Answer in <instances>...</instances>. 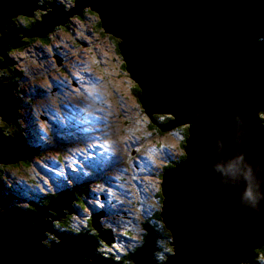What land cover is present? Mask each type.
I'll use <instances>...</instances> for the list:
<instances>
[{
  "label": "water",
  "instance_id": "obj_1",
  "mask_svg": "<svg viewBox=\"0 0 264 264\" xmlns=\"http://www.w3.org/2000/svg\"><path fill=\"white\" fill-rule=\"evenodd\" d=\"M36 1L0 0V68L10 64L8 44L43 37L89 6L104 32L118 37L152 123L163 114L171 118L158 126L161 132L187 126L185 157L164 171L161 182L160 214L172 252L154 258L160 236L146 223L145 241L130 254L133 264L249 260L264 243V0H75L68 11L47 3L52 11L28 31L9 25L18 14L45 10ZM13 88L0 83V116L12 124L19 100ZM32 153L22 137L0 130V163L15 164ZM75 200L74 190L66 189L32 209L13 208L0 193V264H125L99 255L98 242L85 234L61 232L57 241L44 242L55 233L53 220L75 211ZM92 225L100 238L113 241L97 215Z\"/></svg>",
  "mask_w": 264,
  "mask_h": 264
},
{
  "label": "rangeland",
  "instance_id": "obj_2",
  "mask_svg": "<svg viewBox=\"0 0 264 264\" xmlns=\"http://www.w3.org/2000/svg\"><path fill=\"white\" fill-rule=\"evenodd\" d=\"M47 1L65 3L68 0ZM73 2L75 0H72ZM40 4L45 5L46 3L40 2ZM85 7L87 11L83 17L84 21L69 16L70 23H64V30H55V28L52 30V33L49 34V41L40 44L44 50L41 55L43 52L44 55L37 60L32 59L29 55L39 44L36 38L30 39L17 35L22 37L23 44L15 48L8 44L6 47L5 57L10 61V64L5 66L8 71L0 68V80H3L0 83H9L14 87L12 94L16 99H19L18 107L14 111L15 118L26 140L24 141L29 146L30 144L35 146L33 152L37 156L35 155L30 169L9 167L5 174L1 175L7 186L2 192L14 198L16 197L15 193L24 194L23 190L31 194L43 192L45 197L41 198L42 202L47 194L55 196L59 192L69 189L74 190L75 196L78 197L76 191L82 190V196L78 198L82 209L80 210L76 205L77 201L75 200L73 203L76 208L75 214L65 213V218H69L70 226L78 228V231H72L74 233H79V230L85 231L89 226L90 216L97 215L103 230L110 232V237L114 238L110 244H107L108 242L101 243L98 250H123L126 253L134 245H141L145 241L144 232L147 230L143 227V223L153 212V204L156 205L153 194L160 188L162 179L160 174L166 163L177 159L179 154L184 153L182 143L186 126H179L163 132L159 130V133L155 130L154 123L151 126L152 121L134 95L135 82L132 81L123 66L125 61L116 47L118 39L106 34L103 27L98 26L97 17L91 13L88 6ZM49 9L52 11L49 6L45 8V11H49ZM33 11L44 10L37 8ZM15 17H11L14 25L11 23L9 25L12 27L16 26ZM4 31L7 32V29ZM83 38L88 44L92 43L95 46L93 52L84 54V62L89 63L99 58L89 67L82 66L73 74L63 73V70L60 71L58 68V60L63 61L61 63L63 66L65 61L71 59L72 54L76 57L77 51L81 49ZM74 40L79 42L72 49ZM259 41L264 42L261 38ZM53 46L60 49L53 53ZM53 58L56 59L57 65ZM2 61L3 57L0 56V62ZM91 66L94 77L104 74L106 80L95 82L96 84L91 83L88 88H84L83 81L89 84L88 79L90 75L93 76L91 71H85ZM54 70H56L55 73L52 72ZM49 71L54 76L51 77V82H48V73H46ZM20 74L23 78L22 81L19 80ZM73 75L78 78L75 80L79 84L71 82ZM61 83L64 86L71 84L70 90L76 94H72L68 89L63 90L64 94H56L57 87H63ZM78 85L80 88H84L82 89L84 97L81 95ZM21 88L26 89L25 93H20ZM54 95H62L65 100L68 99V102L59 101ZM39 101L43 103L42 107ZM67 103L75 104L84 113H88V117L93 114L92 119L89 118V121L85 120L79 125L76 119L83 120L87 114L86 116L82 115V118V111L69 109L64 105ZM63 117H67V124L61 121ZM155 117L156 115L152 119L154 120ZM107 120H109L107 127L103 126ZM8 123L0 116V126L6 132L4 133L12 134L15 127L11 125L12 123ZM75 128H80V134H75ZM92 134L98 137H95L93 142L99 143L100 148L97 147L98 149L95 148L96 145L87 144L91 140ZM103 135L106 136L105 139H101ZM89 147H92L91 151L87 152ZM35 149L37 150L35 151ZM14 181L20 184L23 190L22 187L18 189ZM93 188L94 190L99 189L100 193L95 194ZM5 198L9 199L10 205H14V199L7 196ZM17 200L19 205L27 207L29 204L23 200ZM115 220H120V222L115 224ZM127 231H130L131 235H127L125 233ZM171 239L170 235L169 241H163V243L165 242L169 247L168 242ZM158 240L159 238L157 243ZM244 264H264V258L257 263Z\"/></svg>",
  "mask_w": 264,
  "mask_h": 264
},
{
  "label": "trees",
  "instance_id": "obj_3",
  "mask_svg": "<svg viewBox=\"0 0 264 264\" xmlns=\"http://www.w3.org/2000/svg\"><path fill=\"white\" fill-rule=\"evenodd\" d=\"M36 13V12H35ZM85 13V12H84ZM85 15V14H83ZM41 13L37 12V15L35 16H25V17H29L30 19H27L25 20L26 22L22 23L19 22V20L16 19V26L18 28H20L22 31L24 30H29L32 28V26H34V23L35 22H38L39 18H41ZM80 18H83V16L80 15ZM98 25H100V23L98 22ZM61 27L63 26H60L58 25V27L56 28L55 27V30L57 29H60ZM49 36L50 35H45L42 37V35H39V36H33L32 38H36L37 40L39 41H49ZM262 40H264V38H262ZM125 66V65H123ZM7 69V68H5ZM129 75V73H128ZM130 77V75H129ZM132 79V78H131ZM133 81V80H132ZM133 91H134V95L136 96V98L138 99V93H139V89L138 87L136 86V83L133 87ZM156 117H155V130L159 133L160 129L158 128L159 124H165L167 120L170 119L171 116H168V115H158V114H155ZM164 117V118H163ZM164 119V120H163ZM260 119H261V123L262 125L264 126V111H262L260 113ZM15 127V130L13 131L14 133H12V135L14 134H17L18 136L22 137L23 140L24 139V136H23V133L21 131V128H19L18 126V123H14V124H11ZM153 125V123L151 124V126ZM0 130L2 131V133H4V129L0 126ZM6 133V132H5ZM4 133V134H5ZM9 133L5 134V135H8ZM162 134V133H161ZM184 139L187 138V132H186V129L184 130ZM10 135V134H9ZM26 141V140H25ZM183 144L184 142L182 143V147H183ZM30 147L31 149L34 150L35 146L33 144H30ZM37 149H35L36 151ZM35 155L37 156V154H34L32 156H30V158H26V160L21 164V163H15V164H3V163H0V193L4 196H7V197H12L11 195L7 194V193H4L2 192V190L4 189V186H3V182H2V178H1V175L4 173L5 174V171L11 167V168H20V167H27V169H30L31 166H32V162L35 158ZM185 157L184 153H182L181 155L179 154L178 155V158L177 159H173V160H170L168 163L165 164V166L163 167V171L167 168H171L173 166L176 165V163L180 162L183 158ZM163 171L162 173L160 174V176L163 175ZM160 179V178H159ZM54 194H47L45 200L41 202V204H44V203H47L49 201V199L51 197H53ZM155 196V203L156 205L153 204V207H154V210L153 212L151 213V215H149L145 222L143 223V226L146 224V223H149L152 225V227L155 228V231L157 232V234L161 237H159V240H158V243H157V246L158 248H160L158 250V252L155 253V256L154 258H156V260L158 261H162L166 258V255L169 254L170 252H172V248L171 246L169 245V247H167V245L165 244V242L169 241L168 238L170 239V232L166 229L164 223H163V220H162V217H161V205H162V200H163V195H162V192H161V188H158V190L153 194ZM4 196V197H5ZM45 197V196H43ZM157 198V199H156ZM8 199V198H7ZM11 199H15L14 197H12ZM9 201V199H8ZM40 202H38L39 204ZM78 203V202H77ZM154 203V202H153ZM79 205V203H78ZM158 205V206H157ZM16 207V206H14ZM156 208V209H155ZM74 210L76 211V209L74 208ZM73 215V214H72ZM65 218V217H63ZM92 221V219H91ZM90 225H89V229H86L84 232L85 235H89L91 236L94 240H99V235H98V231L93 229L92 227V222H90ZM53 230L55 231V233H48L47 236H48V240L44 241L47 245H50L51 242L50 241H57L58 238H57V234L61 233L62 231L64 232H68V233H71L73 232L72 230L74 231H78L76 228H73L72 226H70V222H69V218H65V219H59V220H53ZM81 230H80V233L82 234L83 233ZM93 232V233H92ZM127 235H131V232L130 231H127L126 232ZM146 234L147 232H144V239H146ZM56 239V240H55ZM163 241H165L163 243ZM169 244V243H168ZM140 246V245H139ZM100 248V246H99ZM98 248V249H99ZM138 247L136 246L135 248H133L132 250L130 251H127L125 254H123L121 257H117V258H120V260L123 261V263H126V264H133L132 262V259L130 258V254L133 253ZM161 255H159V254ZM98 254L99 255H109L111 256L110 254L108 253H104L103 250H98ZM112 259H115L116 256L115 255H112L111 256ZM264 258V243L257 249H255L250 257V259L247 261V262H244V263H257L259 261H261L262 259ZM244 263H238V264H244Z\"/></svg>",
  "mask_w": 264,
  "mask_h": 264
},
{
  "label": "clouds",
  "instance_id": "obj_4",
  "mask_svg": "<svg viewBox=\"0 0 264 264\" xmlns=\"http://www.w3.org/2000/svg\"><path fill=\"white\" fill-rule=\"evenodd\" d=\"M71 1V2H70ZM40 2H42V1H40V0H37L36 1V4L37 5H40V6H43L44 4H40ZM42 3H46L45 4V7L47 8L49 5H47V3H51V2H49V1H47V2H42ZM53 3H56L57 5H59V6H62V8L64 9V10H66V11H68L67 9H70V8H72V7H74L75 5H74V2L72 3V0H68V1H66L65 3H61V2H57V1H55V2H53ZM89 7V6H88ZM90 8V7H89ZM49 11H51L50 9H49ZM86 11H87V9H86V7L83 9V14H85L86 13ZM90 11H91V13H93L96 17H97V24H98V22L100 23V25H98V26H101V21H100V18H99V15H98V13L97 12H94V11H92L91 9H90ZM35 12H39V13H41V15H44V14H47V11H32V16H34L35 15ZM85 12V13H84ZM81 15V16H83L84 17V15ZM22 14H18V16H21ZM22 16H26V15H22ZM42 17V16H41ZM72 17L73 18H75L76 20H81V21H84V19L83 18H80V15H77V14H73L72 15ZM7 20H9V19H7ZM10 20H11V22L13 23L14 21H13V19H11L10 18ZM40 20H42L41 18H39V20H38V22L40 21ZM67 22H66V24H69L70 23V21L68 20V18H67V20H66ZM36 23V22H35ZM34 23V24H35ZM10 24V23H9ZM5 26H6V24H5ZM12 26V25H11ZM60 26H63V25H60ZM58 27V26H57ZM56 27V28H57ZM102 28V27H101ZM61 30H64V28L63 27H61L60 28ZM55 31V30H54ZM50 33H52V31L51 32H49L47 35H49ZM87 34V33H86ZM106 34H110V33H106ZM18 36H20V35H22V33H18L17 34ZM110 35H112L114 38H116V39H118V37H116V36H114L113 34H110ZM262 39V38H261ZM37 42H39V44H38V46L37 47H35L33 50H32V52L31 53H29V55L31 56V58L32 59H34V60H37V58H40V56H43L44 55V52H43V54L41 55V53H42V51H44V50H42V47H41V45L40 44H44V43H47V41H39V40H37ZM79 41H76V40H74L73 41V48L72 49H74V47L77 45V43H78ZM118 42H119V39H118ZM118 42H116V47H117V45H118ZM60 48H57L56 46H53V53L54 52H57L58 50H59ZM95 50V46L91 43V44H88V42H86L85 41V39L83 38L82 39V44H81V49H79L78 51H77V56L75 57L73 54L71 55V59L69 60V61H65L66 63H65V65H61V63L63 62V61H59L58 60V68L60 69V71H62L63 70V73H65V74H73L74 72H76L80 67H82V66H87V67H89L95 60H97L98 58H96L95 60H93V61H91V62H89V63H85L84 62V59H83V57H84V54H88V53H90V52H93ZM117 50H118V47H117ZM63 52H66V51H63ZM119 52V51H118ZM120 54V53H119ZM101 57V56H100ZM39 60V59H38ZM53 61H54V63H55V65H57V61H56V59H54L53 58ZM124 68H125V66H124ZM126 70V69H125ZM29 71H30V68H29ZM28 71V72H29ZM55 71L56 70H54V71H52V72H54L55 73ZM46 73H48V82L50 81L51 82V77H54L53 75H52V73L49 71V72H46ZM128 73V72H127ZM104 75V74H103ZM100 76V77H93V76H91L90 75V77H89V79H88V81L90 82L89 84H84V81H83V87L85 88V87H88V85H90L91 83H95V82H102V80H103V82H104V80H106L105 79V77L104 76ZM76 76L75 75H73V78H71V82L73 81V83H77L76 82ZM19 80H23V78H22V75L20 74V78H19ZM78 84V83H77ZM70 86H71V84H70ZM78 87H79V89H80V91H81V95L84 97V92H83V90L80 88V86L78 85ZM25 91H26V89L25 88H21L20 89V93H25ZM40 103H41V107H42V105H43V103L41 102V101H39ZM79 106H82L80 103H77ZM92 106H94V105H92ZM98 106V105H97ZM95 107V106H94ZM68 108L69 109H76L77 110V108H78V106H76L75 104H73V103H71V104H69L68 105ZM85 110V109H84ZM147 115V114H146ZM171 118V117H170ZM170 120V119H169ZM186 126V125H185ZM159 128V127H158ZM184 130H185V128H184ZM186 132H187V126H186ZM184 145V144H183ZM185 155V154H184ZM168 169V168H167ZM166 170V169H165ZM164 170V171H165ZM164 171H163V173H164ZM161 182H162V179H161ZM161 182H160V188H161ZM82 196V191L80 192V196L78 195V197H77V202H78V198L79 197H81ZM6 199V198H5ZM81 200V199H80ZM76 202V205H78V203ZM12 207H14V205L12 206ZM78 207L80 208V210L82 209V204L81 203H79V205H78ZM14 208H20V206H16V207H14ZM22 208V207H21ZM32 209V208H31ZM76 209V208H75ZM72 214H75V211L72 213ZM71 214V215H72ZM68 215H70V214H68ZM91 219H92V215L90 216V218H89V220H88V222L90 221V222H92L91 221ZM99 223H100V220H99ZM92 224V223H91ZM89 225H90V223H89ZM100 225H102L101 223H100ZM151 225V224H150ZM89 226H87V229H89L88 228ZM92 227H93V225H92ZM78 229V228H77ZM93 229H95L94 227H93ZM96 230V229H95ZM62 232H64V231H62ZM71 233H74V232H71ZM126 233V232H125ZM75 234H81L80 233V230H79V233H75ZM84 234V233H83ZM87 236H89V235H87ZM127 236V235H126ZM113 239V241H114V238H112ZM46 240H48V236H47V239ZM45 240V241H46ZM56 240V239H55ZM99 240L100 241H98L97 239H96V241L98 242V247H97V249H96V252L98 253V248H99V246L101 245V243H104V241H102L101 240V238L99 237ZM112 241V242H113ZM49 242H51L50 240H49ZM108 244V243H107ZM143 244V243H142ZM141 244V245H142ZM140 245V246H141ZM139 247V244H136V245H134L133 247H131L129 250H127V251H130V250H132L133 248H135V247ZM104 251H107V252H104ZM126 251V252H127ZM103 252L104 253H108V254H110L111 256L112 255H115L116 256V258H115V260H120V258H117V257H121L123 254H125L124 253V251L123 250H103ZM103 256H105V257H110L111 258V256H107L106 254L105 255H103ZM120 261H122V260H120ZM248 261V260H247ZM247 261H245V262H247ZM123 262V261H122ZM242 263H244V262H242ZM126 264V263H125Z\"/></svg>",
  "mask_w": 264,
  "mask_h": 264
},
{
  "label": "bare ground",
  "instance_id": "obj_5",
  "mask_svg": "<svg viewBox=\"0 0 264 264\" xmlns=\"http://www.w3.org/2000/svg\"><path fill=\"white\" fill-rule=\"evenodd\" d=\"M18 15H16V17H17ZM2 25L4 26L5 24L4 23H2ZM30 30V29H29ZM26 31H28V30H26ZM26 37V36H25ZM27 37H29V36H27ZM20 41L22 40L21 38L19 39ZM61 61V60H60ZM92 66H91V68L90 69H88V70H85L86 72H89V71H91L92 72V74H93V77H94V72H93V70H92ZM79 70V69H78ZM86 72H81V73H86ZM76 79H78V78H76ZM63 83H65V82H63ZM63 83H61V85H63V87L62 86H58L57 87V93L56 94H59L62 90H63V88H64V84ZM80 83H82V82H80ZM85 84H88L87 82H84ZM97 83V82H96ZM95 83V84H96ZM79 84V83H78ZM88 88V87H87ZM81 89H84V88H81ZM72 93V92H71ZM72 94H76V93H72ZM55 97H56V95H54ZM91 100H92V95H91ZM56 99V98H55ZM66 102V101H65ZM67 102H68V99H67ZM66 107L69 105L68 103L67 104H64ZM79 108H77V110H78ZM76 110V109H75ZM67 113V112H66ZM92 115L93 114H91L90 116V118L92 119ZM67 116H69L68 114H67ZM71 118H72V116H70ZM74 118V117H73ZM59 119V118H58ZM53 120H55V119H53ZM61 121L62 122H64V123H66L67 124V117L65 118V117H63V118H61ZM55 123V122H54ZM80 123L82 124V121L81 122H79V125H80ZM103 126H104V124H103ZM75 130V134L77 135V134H80L79 132L81 131L80 130V128H75L74 129ZM96 130V129H95ZM83 133V132H82ZM57 136L59 135L58 133L56 134ZM101 136V135H100ZM95 137H97L96 135L94 136L93 134H92V137H91V140L87 143V144H93V146L94 145H96L95 146V148L96 149H98L97 147H99L100 148V146H99V143L97 142V143H93L94 142V139H95ZM98 138V137H97ZM106 138V136H102L101 137V139H105ZM90 139V138H89ZM90 148H92V147H89L88 148V150H87V152H89V151H91V149ZM95 151V150H94ZM99 151V150H98ZM87 152H84V153H87ZM83 154V153H82ZM92 154H95V152H92ZM98 155H99V153H98ZM104 155V154H103ZM100 156V155H99ZM29 157H30V155H29ZM105 157H107V156H105ZM104 158V157H103ZM95 160V159H94ZM68 162V161H67ZM111 163V162H110ZM179 163V162H178ZM92 164V163H91ZM95 164V163H94ZM177 164V163H176ZM93 165V164H92ZM58 176H60V174H58ZM122 178V177H121ZM123 179V178H122ZM131 185H132V183H131ZM102 189V187L100 188V190ZM99 189L98 190H94V188H93V192L95 193V194H97V193H100L99 191H100ZM106 194V193H105ZM105 194H103V195H105ZM102 195V194H101ZM93 196V195H92ZM105 196H107V195H105ZM107 198V197H106ZM122 207H123V205L122 204H120ZM121 208V207H120ZM99 215V214H98ZM125 216V215H124ZM107 221H110V220H107ZM124 223V222H123ZM107 225V224H106ZM101 228H102V226H101ZM103 229V228H102ZM104 231H106L107 233H110V232H108L107 230H105L104 229ZM83 232V231H82ZM101 240L102 241H104L105 243H107L105 240H103L102 238H101Z\"/></svg>",
  "mask_w": 264,
  "mask_h": 264
},
{
  "label": "flooded vegetation",
  "instance_id": "obj_6",
  "mask_svg": "<svg viewBox=\"0 0 264 264\" xmlns=\"http://www.w3.org/2000/svg\"><path fill=\"white\" fill-rule=\"evenodd\" d=\"M40 1H42V2H47V0H40ZM35 15H37V12L35 13ZM35 15H34V16H35ZM14 19L19 20V22H21L22 25H23V23L26 22L25 20L30 19V18L21 15V16H17V17H15ZM4 27H5V25H4ZM14 28L17 29V30H19V31H22V30H21L20 28H18L17 26H14ZM3 35H4V34H3ZM29 38H30V39H34V38H32V37H29ZM29 38H26V39L29 40ZM4 69H5V68H4ZM6 70H7V69H6ZM7 71H8V70H7ZM0 76H1V75H0ZM64 89H68L69 91H71V90H70V85H69V84L65 85L64 88H63V90H64ZM63 90L60 92L61 94H64V91H63ZM71 92H72V93H76V92H74V91H71ZM56 97L58 98L59 101H63V102L67 101V100H65V99L62 97V95H60V96H56ZM63 99H64V100H63ZM77 111H78V112H81V111H82V115H83V116H86V114H87V117H84L83 120L77 118L76 120H77L78 122H81V121H82V122H85V120H86V121H89V118H90V117H88V115H89L88 113H86V112L84 113V111L81 110V109H78ZM104 121H105V119H104ZM108 122H109V120H107V122H104V126L107 127V123H108ZM89 126H91V124H89ZM32 155H34V154H32ZM32 155H30V156H32ZM29 158H30V157H29ZM25 160H26V159H25ZM25 160L20 161L19 163L22 164ZM23 168H25V167H23ZM1 178H2V177H1ZM1 180H2V179H1ZM6 200H8V199L6 198ZM31 208H32V206L30 207V209H31ZM117 214H118V216H119V213H118V212H117ZM118 216H117V217H118ZM116 222H120V220H115V224H116ZM168 243H169V242H168ZM159 249H160V248H159ZM159 249H158V250H159ZM157 252H158V251H157ZM158 254H159V253H158Z\"/></svg>",
  "mask_w": 264,
  "mask_h": 264
}]
</instances>
